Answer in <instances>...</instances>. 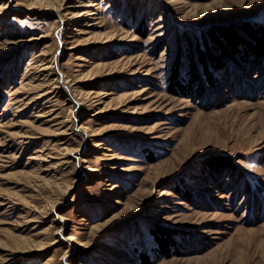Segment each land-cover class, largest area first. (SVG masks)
<instances>
[{
  "label": "rangeland",
  "instance_id": "374dc122",
  "mask_svg": "<svg viewBox=\"0 0 264 264\" xmlns=\"http://www.w3.org/2000/svg\"><path fill=\"white\" fill-rule=\"evenodd\" d=\"M246 24L264 0H0V264H264V60L213 40Z\"/></svg>",
  "mask_w": 264,
  "mask_h": 264
},
{
  "label": "trees",
  "instance_id": "16d2710c",
  "mask_svg": "<svg viewBox=\"0 0 264 264\" xmlns=\"http://www.w3.org/2000/svg\"><path fill=\"white\" fill-rule=\"evenodd\" d=\"M241 31L244 32V34L248 37V39L250 40V42H247V40H243V38L235 33L233 30L230 29H226L221 31V35L222 37L225 39V42L227 43L228 47H225L221 44V42L217 39L214 38L213 34V40L215 42V44H217V46H219L220 51L224 54V55H232V53L229 52L230 48H233L234 50H236V47L240 44H246L250 47V51L253 53V55L255 57L261 58L262 60H264V24L261 26L258 25H244L241 26L239 28ZM252 43H256V45H253ZM208 46L205 45L204 49H197L198 55L201 56V63L203 65L204 71L208 76V81L211 83L212 82V75L208 72L207 70V66H206V58L211 57L213 64L215 65V67H219V60L214 58V56L210 53V51L207 49ZM202 88V87H201ZM204 88V87H203ZM202 91V89H201ZM220 166H222L223 168H228L230 170H236L238 167L234 164V162L232 160H227V162L221 163ZM208 167L213 170L214 172L216 170H218L219 166L216 164L215 166V162H209L208 163ZM156 240L159 244H161L162 247H164L165 245L163 244V242L165 241L164 239H161L159 237H156ZM163 251L167 252V248H162Z\"/></svg>",
  "mask_w": 264,
  "mask_h": 264
},
{
  "label": "bare ground",
  "instance_id": "6f19581e",
  "mask_svg": "<svg viewBox=\"0 0 264 264\" xmlns=\"http://www.w3.org/2000/svg\"><path fill=\"white\" fill-rule=\"evenodd\" d=\"M87 6H88V8H95L97 6V4L95 2H92ZM78 7H81V5H78ZM96 15H98L96 9H90V10H87L85 14H82V13L77 14V16L71 20L74 21V20H82V18H89L90 22L87 23L88 24L87 26L90 27L93 25L91 20H94L95 19L94 17ZM72 239H73V236L70 235L68 240L71 241Z\"/></svg>",
  "mask_w": 264,
  "mask_h": 264
}]
</instances>
